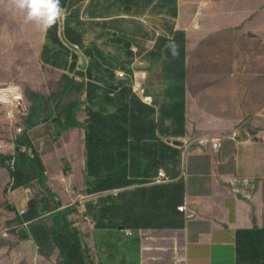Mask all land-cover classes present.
<instances>
[{"label": "crops", "instance_id": "0c3cea01", "mask_svg": "<svg viewBox=\"0 0 264 264\" xmlns=\"http://www.w3.org/2000/svg\"><path fill=\"white\" fill-rule=\"evenodd\" d=\"M60 4L38 55L58 85L24 86L25 115L32 92L50 109L27 128L46 178L0 165V264H264V27L185 0Z\"/></svg>", "mask_w": 264, "mask_h": 264}, {"label": "rangeland", "instance_id": "374dc122", "mask_svg": "<svg viewBox=\"0 0 264 264\" xmlns=\"http://www.w3.org/2000/svg\"><path fill=\"white\" fill-rule=\"evenodd\" d=\"M195 10V20L206 18L211 26L222 24L251 23L264 27V0H185ZM241 20V23L238 22ZM264 33V29L262 30ZM43 29L36 24H25L22 16L12 9V0H0V75L12 77V81L26 85H37L42 89H54L58 85L55 69L39 62V45ZM23 114L18 126H24ZM17 138V128L0 124V141ZM3 148V147H2ZM5 151H8L5 150Z\"/></svg>", "mask_w": 264, "mask_h": 264}, {"label": "trees", "instance_id": "16d2710c", "mask_svg": "<svg viewBox=\"0 0 264 264\" xmlns=\"http://www.w3.org/2000/svg\"><path fill=\"white\" fill-rule=\"evenodd\" d=\"M73 84L74 80L68 78V84ZM39 95H42L37 92H32L30 94V98L34 99L36 107L33 109L32 112H30V115H26V120L24 121V124L26 125V128L23 132L19 133L16 138V154L15 155H4L0 153V165L4 167H8L11 169L13 178L16 183H22V179L29 178L30 171L33 169L36 178L44 181L46 178V168L44 166V163L41 159L40 152L36 149L34 142L29 136V133L27 131V128L34 123L41 120L42 117L50 113V109L43 110L41 108H37V106H40L44 103L45 97L42 95L39 98ZM61 121V120H60ZM72 121V120H71ZM62 125V126H61ZM61 129H65L66 127L74 126L72 123H66L61 124ZM62 134L61 130L56 134V137H59ZM25 149H23V147ZM15 160V169H12L11 166H9V161Z\"/></svg>", "mask_w": 264, "mask_h": 264}, {"label": "built area", "instance_id": "2783aa9c", "mask_svg": "<svg viewBox=\"0 0 264 264\" xmlns=\"http://www.w3.org/2000/svg\"><path fill=\"white\" fill-rule=\"evenodd\" d=\"M121 74H125L121 72ZM136 90L144 95V99L152 101L153 96L147 94L143 87H137ZM26 92L22 84L17 82H6L0 85V124H8L17 128V134L24 131V126H18L17 123L24 114L26 108ZM11 112L12 116L9 117L8 113ZM226 136H210L200 138L201 143L209 142L211 147L217 149L221 146L222 140ZM12 168L15 167V160L9 162ZM169 179L164 169L160 170L158 176L155 178L156 183H160ZM184 206L178 207L179 210L184 211Z\"/></svg>", "mask_w": 264, "mask_h": 264}, {"label": "clouds", "instance_id": "9594fccd", "mask_svg": "<svg viewBox=\"0 0 264 264\" xmlns=\"http://www.w3.org/2000/svg\"><path fill=\"white\" fill-rule=\"evenodd\" d=\"M12 9L15 13L22 16L25 24H36L44 30L56 23L58 18L63 14L60 0H12ZM8 116L11 117L12 113L9 112ZM14 141L16 142V139ZM12 169H15V167Z\"/></svg>", "mask_w": 264, "mask_h": 264}, {"label": "water", "instance_id": "95a60500", "mask_svg": "<svg viewBox=\"0 0 264 264\" xmlns=\"http://www.w3.org/2000/svg\"><path fill=\"white\" fill-rule=\"evenodd\" d=\"M71 46L74 48V49H76V50H78L80 53H81V55H82V58H83V61H82V67L83 68H86L87 67V57H86V55L76 46V45H74V44H71Z\"/></svg>", "mask_w": 264, "mask_h": 264}]
</instances>
